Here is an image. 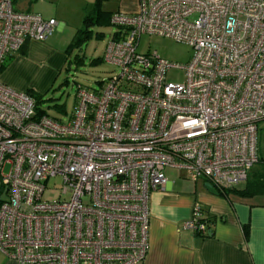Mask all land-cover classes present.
I'll use <instances>...</instances> for the list:
<instances>
[{"label": "built area", "instance_id": "obj_1", "mask_svg": "<svg viewBox=\"0 0 264 264\" xmlns=\"http://www.w3.org/2000/svg\"><path fill=\"white\" fill-rule=\"evenodd\" d=\"M14 2L0 0V68L58 25ZM110 23L103 60L117 72L79 85L68 120L38 117L31 93L0 81V250L17 264H138L166 170L224 191L260 162L264 0H139ZM143 34L189 45L191 61L139 51ZM56 177L62 196L44 199ZM205 218L196 202L184 226L207 235Z\"/></svg>", "mask_w": 264, "mask_h": 264}, {"label": "crops", "instance_id": "obj_2", "mask_svg": "<svg viewBox=\"0 0 264 264\" xmlns=\"http://www.w3.org/2000/svg\"><path fill=\"white\" fill-rule=\"evenodd\" d=\"M96 1L28 0L29 8L21 11L56 19L58 25L46 41L29 40L21 51L10 54L12 59L1 71L0 81L19 91L46 93L70 59V45ZM100 1L111 15L133 14L139 7V0ZM253 169L244 185L235 187L245 189L257 170ZM206 183L193 182L179 172L174 180L168 178L164 189L151 194L149 248L138 264H264V194H220L216 189L215 195ZM196 202L211 218L210 234L200 235L184 226ZM0 264L17 263L0 250Z\"/></svg>", "mask_w": 264, "mask_h": 264}, {"label": "rangeland", "instance_id": "obj_3", "mask_svg": "<svg viewBox=\"0 0 264 264\" xmlns=\"http://www.w3.org/2000/svg\"><path fill=\"white\" fill-rule=\"evenodd\" d=\"M27 1L28 0H15V9L27 10L29 8ZM32 3L35 4L36 1ZM31 9L36 11L35 8ZM91 29L93 33L88 41L84 42L81 48H74L71 50L70 59L63 70L58 73L53 85L46 93L39 94L42 96L41 98H43L41 102L42 108H44L50 116L60 121L68 120L69 116L73 113L75 96L79 85L90 89H98L105 80L117 72L116 67L112 64L104 60L98 61V59L104 58L107 44L116 30V27L112 24L102 23L91 27ZM98 33H102L103 36H97ZM139 51H156L161 57L169 60L173 64L183 66L191 61L194 54L192 47L187 44L177 42L171 38L149 34H143L141 36ZM77 55L82 58V62L76 63L75 58ZM94 60H97V62H93ZM169 76L170 79L174 81H181L183 70L174 69ZM257 142L258 155L261 161L264 160V120L259 124ZM261 167L262 163H257L253 170L260 169ZM177 174H179V172L176 170H166V176L169 179L174 180L177 178ZM243 185L244 184L241 183L238 186L241 187ZM62 189V179L60 177L51 178L46 183L44 199H59L62 196ZM67 197L68 196H65V198Z\"/></svg>", "mask_w": 264, "mask_h": 264}, {"label": "trees", "instance_id": "obj_4", "mask_svg": "<svg viewBox=\"0 0 264 264\" xmlns=\"http://www.w3.org/2000/svg\"><path fill=\"white\" fill-rule=\"evenodd\" d=\"M110 19H111V14L104 11L102 8V2L100 0H97L92 10L86 15L84 19V27L77 31V34L75 35L70 45V52L74 48H78V49L81 48L82 44L88 41V39L91 37L93 33L91 27L97 26L102 23L111 24ZM97 36L101 37L103 36V34L98 33ZM11 59H12V56L11 58L10 57L6 58V60L4 61V63L2 64L0 68L1 71L7 67ZM101 60L103 59L102 58L98 59V61H101ZM75 61L76 63H80L82 62V58L79 55H77V57L75 58ZM93 62H97V60H94ZM28 92L31 93L36 99L37 116L39 117L42 115H49L47 111L41 106V102L43 100V98H41L42 96H40L39 94L35 93L32 90H28ZM260 162L262 163V167L260 169H257L256 172H254L253 178L249 179V181L246 184L245 189H238V187H233V188L226 189L224 191L219 190V193L221 194V193L226 192V194H228L230 192H236V193L245 194V195L264 194V160H261ZM205 221L208 222V226H209L210 225L209 222L211 221V218L206 216ZM245 231H246V236H247L248 234L247 227L245 228Z\"/></svg>", "mask_w": 264, "mask_h": 264}, {"label": "water", "instance_id": "obj_5", "mask_svg": "<svg viewBox=\"0 0 264 264\" xmlns=\"http://www.w3.org/2000/svg\"><path fill=\"white\" fill-rule=\"evenodd\" d=\"M205 187H206V189H207L210 193L215 194V195L218 194V191L216 190V188H215L211 183L207 182V183L205 184ZM209 234H210V233H209Z\"/></svg>", "mask_w": 264, "mask_h": 264}]
</instances>
